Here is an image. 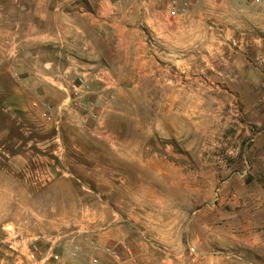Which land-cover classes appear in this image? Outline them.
<instances>
[{"label": "rangeland", "instance_id": "374dc122", "mask_svg": "<svg viewBox=\"0 0 264 264\" xmlns=\"http://www.w3.org/2000/svg\"><path fill=\"white\" fill-rule=\"evenodd\" d=\"M31 1L46 0H0V41L35 55L43 32L10 31L25 19L11 2ZM13 47L0 46V264H33L34 238L89 264L97 222L142 240L131 264H264L260 70L213 54L209 73L183 63L116 87L79 74L62 91L28 77L41 63H15Z\"/></svg>", "mask_w": 264, "mask_h": 264}, {"label": "crops", "instance_id": "0c3cea01", "mask_svg": "<svg viewBox=\"0 0 264 264\" xmlns=\"http://www.w3.org/2000/svg\"><path fill=\"white\" fill-rule=\"evenodd\" d=\"M9 12L25 18L14 19L11 32H43L41 39L47 40L48 47L34 55L23 45L20 49L14 36H2L0 46H14L10 57L15 63L40 62L27 76L47 81L43 84L48 87L56 84L62 91L67 90L66 79L79 74L111 81L116 87L122 79L161 78L163 71L175 76L183 63L187 71L196 68L209 73L213 54L237 57L242 71L260 70V78L264 77V0H189L187 8L176 15L169 13L166 0H46L36 8L33 1L29 5L11 2ZM4 13L0 7V15ZM34 15L41 18V27ZM92 230L91 240L100 246L97 253L103 264L113 263L102 253L107 245L119 252V264H131L144 255L142 240L133 234L111 227L101 231L98 222Z\"/></svg>", "mask_w": 264, "mask_h": 264}, {"label": "built area", "instance_id": "2783aa9c", "mask_svg": "<svg viewBox=\"0 0 264 264\" xmlns=\"http://www.w3.org/2000/svg\"><path fill=\"white\" fill-rule=\"evenodd\" d=\"M253 1V0H250ZM189 0H166L168 11L171 15L184 11L188 6ZM37 238L31 242L27 258L34 262L33 264H74L80 253V247L76 246L69 252V259L66 260L63 256V251L54 248L55 241L50 242L49 246L45 249L42 248ZM92 250L97 251L100 246L94 240H90L88 244ZM102 253L109 257L113 263H121V256L119 252L110 246L102 248ZM89 264H103L98 255L93 254L88 260Z\"/></svg>", "mask_w": 264, "mask_h": 264}]
</instances>
